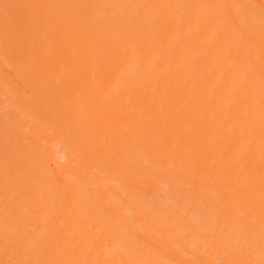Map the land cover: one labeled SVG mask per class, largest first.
Wrapping results in <instances>:
<instances>
[{"label":"bare ground","instance_id":"1","mask_svg":"<svg viewBox=\"0 0 264 264\" xmlns=\"http://www.w3.org/2000/svg\"><path fill=\"white\" fill-rule=\"evenodd\" d=\"M0 264H264V0H0Z\"/></svg>","mask_w":264,"mask_h":264}]
</instances>
